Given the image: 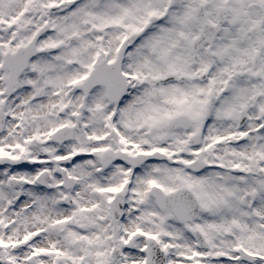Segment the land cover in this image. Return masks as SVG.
Wrapping results in <instances>:
<instances>
[{"label": "snow or ice", "instance_id": "snow-or-ice-1", "mask_svg": "<svg viewBox=\"0 0 264 264\" xmlns=\"http://www.w3.org/2000/svg\"><path fill=\"white\" fill-rule=\"evenodd\" d=\"M0 264H264V0H0Z\"/></svg>", "mask_w": 264, "mask_h": 264}]
</instances>
